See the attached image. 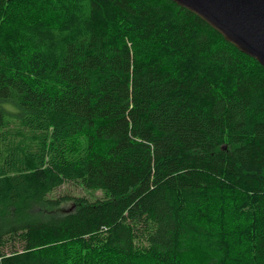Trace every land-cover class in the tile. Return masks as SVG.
I'll use <instances>...</instances> for the list:
<instances>
[{"label": "trees", "instance_id": "1", "mask_svg": "<svg viewBox=\"0 0 264 264\" xmlns=\"http://www.w3.org/2000/svg\"><path fill=\"white\" fill-rule=\"evenodd\" d=\"M0 264H264V67L173 0H0Z\"/></svg>", "mask_w": 264, "mask_h": 264}, {"label": "water", "instance_id": "2", "mask_svg": "<svg viewBox=\"0 0 264 264\" xmlns=\"http://www.w3.org/2000/svg\"><path fill=\"white\" fill-rule=\"evenodd\" d=\"M264 67V0H173Z\"/></svg>", "mask_w": 264, "mask_h": 264}, {"label": "rangeland", "instance_id": "3", "mask_svg": "<svg viewBox=\"0 0 264 264\" xmlns=\"http://www.w3.org/2000/svg\"><path fill=\"white\" fill-rule=\"evenodd\" d=\"M55 193L56 195L71 194V195H83L88 197L101 196L100 191H95L94 193H91V191H87L78 184H74L72 182H66L60 188H58L55 191ZM70 205L71 204L64 205L62 210L67 209V207Z\"/></svg>", "mask_w": 264, "mask_h": 264}]
</instances>
